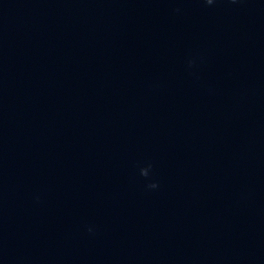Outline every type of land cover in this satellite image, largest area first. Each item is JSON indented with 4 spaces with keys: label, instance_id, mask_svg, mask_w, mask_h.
Returning <instances> with one entry per match:
<instances>
[{
    "label": "clouds",
    "instance_id": "obj_1",
    "mask_svg": "<svg viewBox=\"0 0 264 264\" xmlns=\"http://www.w3.org/2000/svg\"><path fill=\"white\" fill-rule=\"evenodd\" d=\"M217 0H203V3H205L206 5L208 6H212L214 3H216ZM232 2H235V0H232ZM177 11H179V9H177ZM189 66H191L194 61L193 60H189ZM152 165L149 164L147 167H143L140 169V175L142 177H145V178H148L149 177V172H150V169H151ZM148 189H157L159 187L158 183L156 182H150L147 184L146 186ZM89 231L91 232L92 229L89 228Z\"/></svg>",
    "mask_w": 264,
    "mask_h": 264
}]
</instances>
